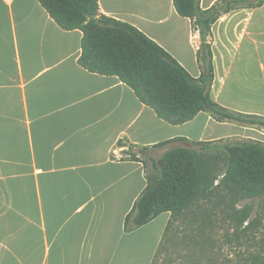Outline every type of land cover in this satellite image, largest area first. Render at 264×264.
<instances>
[{"label":"crops","instance_id":"obj_1","mask_svg":"<svg viewBox=\"0 0 264 264\" xmlns=\"http://www.w3.org/2000/svg\"><path fill=\"white\" fill-rule=\"evenodd\" d=\"M218 1L200 5L207 9ZM99 5L103 14L157 41L193 76L201 75L200 34L173 0ZM231 29L252 31L256 43L264 42V3L220 16L209 41L213 96L218 79L254 81L244 83L242 106L236 98H214L264 116V55H225L229 44L216 41ZM82 36L79 29L61 28L39 0H0V264H152L170 212L125 229L147 185V168L124 156L120 141L153 146L177 137L240 135L264 142L263 127L218 122L204 111L182 124L160 118L117 75L79 64Z\"/></svg>","mask_w":264,"mask_h":264},{"label":"trees","instance_id":"obj_2","mask_svg":"<svg viewBox=\"0 0 264 264\" xmlns=\"http://www.w3.org/2000/svg\"><path fill=\"white\" fill-rule=\"evenodd\" d=\"M39 1L61 28L83 32L78 59L82 67L117 75L160 118L182 124L204 111L218 122L264 128V116L227 107L213 97V53L208 40L212 24L220 16L236 7L261 6L264 0H219L207 9L201 7L200 0H173L177 12L190 18L200 34L199 77L193 76L168 50L135 25L103 14L99 0ZM119 144L126 146L124 156L142 161L146 168L151 162L153 167L150 175L147 171L146 187L126 216L127 231L149 223L163 212L175 216L188 210L218 178V185L229 184L245 197L264 200L262 141L234 138L187 141L177 137L153 146L125 141ZM160 150L162 154L157 155ZM204 156L222 159L225 172L218 174L207 169ZM249 215L250 210L244 208L241 221H246ZM170 223L171 219L165 232ZM162 243L163 239L158 250ZM158 250L152 264H156Z\"/></svg>","mask_w":264,"mask_h":264},{"label":"rangeland","instance_id":"obj_3","mask_svg":"<svg viewBox=\"0 0 264 264\" xmlns=\"http://www.w3.org/2000/svg\"><path fill=\"white\" fill-rule=\"evenodd\" d=\"M256 38L252 31H244L240 35L239 31L235 33L231 29L223 33L216 43L229 44V50H224L225 55L234 52L240 56H263L264 42L256 43ZM208 40H211L210 36ZM249 82L254 83L244 79H218L213 97L220 100L222 97L236 98L237 104L242 106L244 83L251 85ZM234 89L239 91V95L228 96ZM230 138L247 139L240 135ZM161 154L162 151L157 153ZM204 157L207 169L218 174L225 172L222 159ZM147 171L148 175L153 172L151 162ZM219 180H215L213 186L205 190L188 210L175 216L170 214L171 223L158 250L156 264H264V200L245 197L232 185H218ZM246 207L250 215L242 222Z\"/></svg>","mask_w":264,"mask_h":264}]
</instances>
